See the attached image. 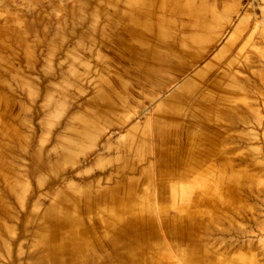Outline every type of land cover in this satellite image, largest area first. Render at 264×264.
<instances>
[{
    "label": "rangeland",
    "instance_id": "obj_1",
    "mask_svg": "<svg viewBox=\"0 0 264 264\" xmlns=\"http://www.w3.org/2000/svg\"><path fill=\"white\" fill-rule=\"evenodd\" d=\"M94 2L0 0V154L6 160L5 165L13 169L0 165V264H37L42 261L47 254L44 236L50 226L45 216L52 204L59 201L62 186L69 183L76 185L82 179L93 181L96 177L95 183L98 181L106 184L111 166L106 163L97 164L99 158L107 154L108 146L117 144L110 148L117 153L112 161L116 172V168L125 165L122 155L118 159L116 148L125 143L126 134L140 122L144 108L149 113L145 116L150 118L164 100L212 62V73L202 75L198 81L203 89L191 95L195 98L205 95L212 99L215 95L211 90L220 91L234 84L232 96L237 89H241L236 99L239 110L246 114V119L254 118L253 121L259 122L256 130L262 135L264 133V0H192L194 7L203 8L202 13H205L209 26L205 32L197 31L192 25V30L181 32L183 42L188 36L197 34L195 42L176 48L181 58L179 64L184 67L181 73L170 78L161 66L150 63L147 70L151 76L163 77L164 83L154 91L153 101H148L142 108L133 104L130 113L134 117L128 113L133 127H116L120 131L109 129L98 148L84 144L80 151H70L66 163L57 168L59 159L66 154L58 149L59 140L65 135L77 142L75 131L79 127L74 118L87 117L85 109L99 86L103 61L108 60L110 68L106 78L109 77L112 86L119 91L122 88L110 75H119L124 82L134 84L138 77L136 73L144 69L142 63L149 58L147 50H144L146 47L135 44L136 35L122 29L113 32L114 36L103 44L95 42L97 27L91 24L92 15L96 11ZM123 9L126 10L125 7ZM166 17L178 19V16L169 14ZM179 18L187 22L186 16ZM171 31L176 34L177 30L173 27ZM145 40L149 42L151 38L146 37ZM154 48L157 52H169V55L172 50L161 46ZM119 55H122V60L116 59ZM217 56L218 60H214ZM188 57L196 58L197 61L187 63ZM85 63L90 69L86 78L83 76ZM213 81L217 85L205 92L206 85ZM232 96L231 104L226 106L228 108H231ZM140 98L134 91L132 99L141 102ZM193 108L188 106L182 115L188 116ZM198 109L204 110L205 107H198L195 111ZM251 112H254V117H247V113ZM103 126L109 125L98 124L95 131L100 134ZM80 127L82 129V125ZM67 130L74 133L66 135ZM123 134L125 141L109 143L110 140L123 139ZM149 141V151L153 157V137ZM260 145L261 158L246 157L243 160L241 181L248 186L261 185V192L255 188L253 205L259 211L256 214L257 224L262 227L264 143ZM51 155L57 156V159H51ZM124 175L117 174L118 181ZM220 176L213 173L207 177V181L215 185ZM194 180L170 191L166 201H154L156 206L153 208L162 209L163 216L186 218L191 215L194 218V199L203 192L200 189H204L207 182L203 179L196 191V185H192ZM78 185L76 188H81ZM258 193H261L260 197ZM137 196L141 202L151 206L144 200L143 194ZM161 236L164 246L157 251L164 257V261L183 264L187 243L178 244L164 231ZM213 245L208 258L210 264H247L243 256V259L231 258L227 250L221 247L219 239ZM260 263L264 264H256Z\"/></svg>",
    "mask_w": 264,
    "mask_h": 264
},
{
    "label": "crops",
    "instance_id": "obj_2",
    "mask_svg": "<svg viewBox=\"0 0 264 264\" xmlns=\"http://www.w3.org/2000/svg\"><path fill=\"white\" fill-rule=\"evenodd\" d=\"M191 2L192 0H95L93 5L96 11L92 15L91 23L97 27L94 40L96 43L103 44L114 36H112L113 32L116 33L122 29L126 33L131 32V35H136L135 44L138 47L172 48L170 50L171 59L180 63L179 49L176 48L197 40L195 33L188 36L187 40L183 42L181 32L187 29L192 30V26L197 31L205 32L209 26L204 17L205 13H202L203 8H200L201 6L194 7ZM124 7L126 10L123 9ZM167 14L178 16V19L167 18ZM182 15L186 16L187 22L180 20L179 17ZM171 27L177 30L176 34L172 33ZM146 37L151 38L152 41L146 42ZM121 56L119 55V60L123 59ZM218 57L214 60H218ZM99 62L101 63L100 60ZM107 63L108 60H104L102 63L104 66L99 73V86L85 109L87 117L80 119L78 118L80 116H76L74 118L79 127L75 131L77 142L65 135L59 140L60 144L67 143L65 145L70 148H68L66 156H63L56 165L57 168L66 163L70 151V153L74 149L80 151L84 144L98 148L109 129L119 130L113 125L101 127L100 134L93 130L95 128L92 108L97 106L98 94L104 97V103L108 108L118 107L113 97L115 94L121 96L126 104H130L127 100H130L129 92L132 83L124 82L119 75H110L112 80L116 84L119 82L122 88L117 91L112 86L109 77L106 78L110 70ZM84 68L83 76L86 78L90 72L89 65L85 63ZM211 92L215 95L212 98L213 104L204 110L196 111L200 118L192 127L184 129L187 136L184 135L177 140H168L163 144L158 141L155 156L152 157L150 152L145 162L141 163V169L144 168V165L149 168L152 183H148L146 176L143 177L142 171L139 170L140 172L135 173L136 175L126 173L121 178V181L140 178L141 183L138 186L127 187L121 184L117 187L118 177L112 164L117 153L110 149L116 147L117 144H110L107 154H104L103 158H99L100 162L97 164L106 163L111 166L107 173L108 182L106 184L98 181L95 183L96 177L93 181L79 180L78 184L81 185L79 189L76 188L79 185H75V183L62 186L61 193L58 195L59 201L53 203L52 206L65 203L66 215L80 222L76 229L80 234L78 245L83 246L81 264H110L116 257H118L116 263L128 264L126 260H128L130 250L128 248L116 249L113 245L115 239L109 228L114 216L111 214V207L125 210L126 213L120 216L123 220L122 226L129 223L130 219L145 222L149 231L153 233L148 234L152 237L142 244L139 253L145 259L148 258L158 264H174L165 262L164 257L157 251L164 246L162 231L178 244L187 243L188 249L183 264H210L208 262L209 254L212 253L213 243L217 239L220 240L221 247L227 250L231 258L238 257L240 259L243 256L247 264L264 262V222L262 227L257 224L256 214L259 211L253 205L256 195L255 188L260 191L261 185L248 186L241 181L243 160L246 157H262L260 144L264 143V133L262 135L256 130L260 125L259 122L253 121L254 118L246 119V114L244 115V112L239 110L236 99L241 94V89H237L236 94L232 96L231 108L225 106L226 93L224 90H211ZM140 100L143 102L142 98ZM132 106L133 104L129 105L123 117L127 119L130 116L134 117L130 113ZM106 114L109 116V110ZM146 114H149L148 109L144 108V114L141 116ZM249 116L254 117V112L247 113V117ZM114 117L115 115H112L111 118L115 119ZM128 120L132 121L131 118ZM130 122L126 127L131 129L133 124ZM79 123L82 125V129ZM71 132L74 133L72 130H67L66 135ZM103 133L104 137L101 138ZM124 134L123 139L110 140L109 143L124 140ZM147 143L151 149L150 141ZM152 143L154 144V142ZM122 146L120 145L116 150L119 152L118 155L124 157L123 151H120ZM55 157L57 159V156L51 155V159H55ZM51 162L52 165L53 161ZM213 173L221 175L219 182L215 185L207 181V177ZM203 179L207 182L204 184V189L202 187L200 189L203 192L197 194L194 199L196 208L194 218L191 215L186 218L163 216L162 209L153 208L156 206L154 201H166L168 199L166 196L170 191H175L178 186L188 181L194 180L192 185H196L195 190L197 191V187L201 185ZM142 185L144 190L141 188ZM137 194H143L144 200L151 206L143 203L144 201L141 202ZM260 195L261 193H258L259 197ZM91 215H93L92 218ZM49 224L50 230L51 222ZM120 228L122 227H116L115 230ZM69 231L71 235L68 239L72 237L70 229L66 230L65 235L68 236ZM121 234H124V231Z\"/></svg>",
    "mask_w": 264,
    "mask_h": 264
},
{
    "label": "bare ground",
    "instance_id": "obj_3",
    "mask_svg": "<svg viewBox=\"0 0 264 264\" xmlns=\"http://www.w3.org/2000/svg\"><path fill=\"white\" fill-rule=\"evenodd\" d=\"M154 47L155 46H148L144 49L147 50V56L149 58L147 62L142 63L144 69L141 72L136 73L138 77L136 82L132 84L131 90L129 92V98L131 101L129 99L127 100L130 103L129 105L138 104L139 106L143 107L148 101H153L152 96H154V91L158 89L162 83H164L163 77L157 78L155 76H151L149 70H147L149 69L150 63H154L156 66H161L162 70L169 74L170 78L175 77V75L178 76L184 68H182L181 64H179L177 61H173V59H171L172 57H170L169 52H157L155 51ZM117 58L119 59L120 57L118 56ZM191 61H194L192 57L186 58L187 63ZM213 66V63L209 64L206 69L186 81L179 89H177V91L173 92L171 96H169L160 104L156 112L149 116L150 118L145 115L140 118V122H138L128 132L126 141L120 149V151L122 150L124 154L122 159L124 160L125 165L120 169L116 168V174L120 176L121 174H135L142 171L141 173H143V177L146 176L148 183L153 182L151 180L149 168L146 166L144 169H140L141 163L145 162L151 151H149L150 148L148 147L147 142H149L150 138L153 137V153H155L156 149H158V141L163 144V142H167L168 140H177L180 135L187 136V133L184 131V129L186 130L188 127L196 124L200 118L195 110L198 107L206 108L207 106H211V104H213V99H210L205 95L203 97L198 96L197 98H195L194 95H191L196 94L198 91H200V89H203L199 86L198 81L202 75H208L212 73ZM170 78H166V80ZM216 85L217 84L214 81L209 85H206L205 92H208V89H211ZM234 88V84H229L227 87L222 88V90H224L226 93L225 106L231 104L230 98ZM134 91L143 99V102H136L132 99V92ZM204 94L207 95V93ZM113 97L115 98L118 107L111 106L108 108V106H106L104 103V97L101 94H98L97 106H92L94 128L96 125L98 126V124H104L109 126L113 125L115 127H119L120 129H124L127 123L130 122V120H128L130 118L127 119L126 117H123L126 109L129 108V105L125 103V100L121 98V96H117L115 94ZM188 106H190L191 109L192 106H194L193 112L185 117L182 115V111H185ZM108 110L109 116L106 114ZM112 115H115V119L111 118ZM78 118L81 119L82 117ZM130 123L133 124V121ZM93 130L95 132V129ZM87 134L89 135V132H87ZM65 144L63 145L59 142L58 149L61 152H66L67 154L69 150L68 148L70 147L66 146ZM66 154H64V156H66ZM118 159H121L120 155L118 156ZM5 162L6 160L4 159L3 155L0 154V165H5ZM6 167L7 169H12L9 165ZM143 177L142 180H144ZM139 182L140 178L129 181L123 180L118 181L116 186L119 187L122 184L127 187H133L137 186ZM65 209V203H59L52 206L50 211H48L46 214L45 220L51 222L50 230L44 236V245L47 254L46 257L42 261H38L37 264H81L83 261V253H81L83 246L80 247L78 245V237H80V234L76 229L80 222L75 221L70 216H67ZM110 209L111 214L114 215L111 220V227H109L110 231H112V234L114 235L113 238L115 239L113 245H115L116 249L128 248L130 250L129 256L127 258L128 260H126V262L128 264H158L157 262L151 261L148 258L145 259L144 256L142 257L141 253H139L142 244H144L148 238L152 237L151 235L148 236V234L153 233L152 231H149V228L146 226L145 222L141 220L130 219L129 223L122 226L121 222L123 220L120 216H123V214L126 213L124 212L125 210L119 207H111ZM116 227L122 228L115 230ZM68 229H70L72 232V237H70V239H68V237L71 235L70 231L68 236L65 235L66 230ZM123 231L124 234H121ZM117 259L118 257H116L113 262H110V264H118L116 263Z\"/></svg>",
    "mask_w": 264,
    "mask_h": 264
}]
</instances>
